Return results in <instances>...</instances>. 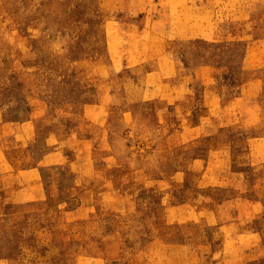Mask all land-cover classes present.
<instances>
[{
	"label": "rangeland",
	"instance_id": "374dc122",
	"mask_svg": "<svg viewBox=\"0 0 264 264\" xmlns=\"http://www.w3.org/2000/svg\"><path fill=\"white\" fill-rule=\"evenodd\" d=\"M0 264H264V0H0Z\"/></svg>",
	"mask_w": 264,
	"mask_h": 264
}]
</instances>
